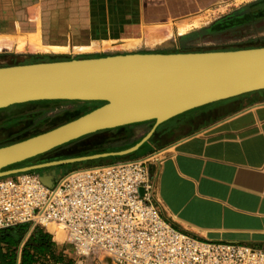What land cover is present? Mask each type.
Wrapping results in <instances>:
<instances>
[{
  "label": "crops",
  "instance_id": "1",
  "mask_svg": "<svg viewBox=\"0 0 264 264\" xmlns=\"http://www.w3.org/2000/svg\"><path fill=\"white\" fill-rule=\"evenodd\" d=\"M113 3L85 0L83 21L77 22L69 15L75 8L62 0H0V59L48 57L117 41L116 36L124 32L116 27L124 21L110 24ZM144 16L140 13V25ZM93 33L100 37L94 38ZM76 35L86 38L76 39ZM173 119L177 120L168 129L166 122L158 126L133 158L155 155L147 167L162 218L199 241L264 250V90ZM145 136H138L136 143ZM109 159H99L104 164L96 166L110 165ZM47 232L60 243L54 231Z\"/></svg>",
  "mask_w": 264,
  "mask_h": 264
},
{
  "label": "water",
  "instance_id": "2",
  "mask_svg": "<svg viewBox=\"0 0 264 264\" xmlns=\"http://www.w3.org/2000/svg\"><path fill=\"white\" fill-rule=\"evenodd\" d=\"M264 90V47L202 53H135L0 67V110L40 101L103 102L55 129L0 147V178L50 167L125 157L161 124L188 111ZM155 121L136 145L119 151L7 170L83 137ZM63 168L43 172L52 187Z\"/></svg>",
  "mask_w": 264,
  "mask_h": 264
},
{
  "label": "built area",
  "instance_id": "3",
  "mask_svg": "<svg viewBox=\"0 0 264 264\" xmlns=\"http://www.w3.org/2000/svg\"><path fill=\"white\" fill-rule=\"evenodd\" d=\"M154 157L72 170L52 187L32 171L0 178V231L56 228L77 257L110 264H264V250L199 241L166 222L147 167Z\"/></svg>",
  "mask_w": 264,
  "mask_h": 264
},
{
  "label": "rangeland",
  "instance_id": "4",
  "mask_svg": "<svg viewBox=\"0 0 264 264\" xmlns=\"http://www.w3.org/2000/svg\"><path fill=\"white\" fill-rule=\"evenodd\" d=\"M108 1L114 2L113 5H109V12L113 17V23L110 24L124 21V25L119 23L116 27V30L120 29L124 32L116 36L119 40L110 39L111 41L102 42L85 50L67 51L66 49L61 54L40 59L25 57V55L24 57L6 55L0 59V67L120 54L202 53L264 47V0ZM64 2L66 6L70 3L71 9L75 8L69 12V15L76 18L77 22L83 21L80 18H84L85 15V0H62V3ZM140 13L145 15L141 25L139 24ZM122 15L124 17L121 19ZM111 38L114 39V37ZM97 105L99 104L80 101L30 102L2 109L0 110V147L50 131L76 119ZM175 120L177 119L166 122L164 127L170 128L175 124ZM152 127L153 123H146L121 133L99 132L63 145L47 155L11 169L37 165L49 160H65L124 149L136 143L139 140L138 136H145ZM138 133L139 135L136 136ZM109 160L112 162L110 164H113V160ZM102 163L100 160L81 162L35 172L42 174L62 168L65 172H69ZM50 230L59 231L63 235L59 239L54 234L60 246L67 249L73 264H110L103 257H77L66 245L63 232L56 228H50Z\"/></svg>",
  "mask_w": 264,
  "mask_h": 264
},
{
  "label": "trees",
  "instance_id": "5",
  "mask_svg": "<svg viewBox=\"0 0 264 264\" xmlns=\"http://www.w3.org/2000/svg\"><path fill=\"white\" fill-rule=\"evenodd\" d=\"M95 22L96 21L94 20V23ZM99 23L102 24L101 21ZM99 23H97L96 25H99ZM111 23H113V20ZM95 34L96 33H93V35H92L94 38L100 37V35H95ZM80 37H83L84 39L86 38V36H84V35H82V36L76 35V39H79ZM88 37H90V36H87V38ZM103 37H106V36H103ZM247 49H252V48H247ZM40 58H42V57H38V59H40ZM86 58H88V57H86ZM95 58H98V57H95ZM54 61H57V60H53L52 62H54ZM49 102H67V101H40V102H34V103H49ZM89 103L99 104V105L95 106L92 110H94V109L105 104L103 102H89ZM92 110H90V111H92ZM90 111H87L86 113H88ZM86 113H84V114H86ZM79 117H77V118H79ZM73 120H75V119H73ZM73 120H70V121H73ZM70 121H68V122H70ZM146 123H153V126H154L155 121H149V122H145V123L124 126V127L116 128L113 130H106L104 132L121 133V131L123 132L125 130H128L131 127L146 124ZM37 135H39V134H37ZM37 135H33V136H37ZM33 136H31V137H33ZM31 137H29V138H31ZM136 144L137 143L131 145L130 147H132ZM130 147L120 149V150H114V151H110V152L97 153V154L119 152V151L128 149ZM47 154H44V155H47ZM93 155H95V154H93ZM42 156L43 155L38 156V157H42ZM134 156H135V153L131 154L129 156H125V157H111V159L113 160V163H116V162H120V161L132 160L134 158ZM38 157H36V158H38ZM36 158H33V159H36ZM33 159H31V160H33ZM31 160H28L26 162H29ZM51 161H54V160H49L47 162H51ZM26 162H24V163H26ZM47 162H41V164L47 163ZM89 162H92V161H89ZM18 165H20V164H18ZM16 166H12L8 169L15 168ZM32 172H35V171H32ZM30 228H31V226L29 224H24V225L15 226V227L0 231V264H73V260L71 259L70 255L66 251L67 249L65 247L60 246L55 241H53L52 235L49 232H47L46 229L41 228V227H35L33 230H30ZM23 242H24V244H23V247L21 249V254H20V258H19L18 254L20 251V246Z\"/></svg>",
  "mask_w": 264,
  "mask_h": 264
},
{
  "label": "bare ground",
  "instance_id": "6",
  "mask_svg": "<svg viewBox=\"0 0 264 264\" xmlns=\"http://www.w3.org/2000/svg\"><path fill=\"white\" fill-rule=\"evenodd\" d=\"M120 55H122V54H120ZM123 55H125V54H123ZM126 55H129V54H126ZM54 233L57 234V236H56L57 238H59V239L62 238V235L60 234L59 231H58V232L56 231V232H54Z\"/></svg>",
  "mask_w": 264,
  "mask_h": 264
}]
</instances>
